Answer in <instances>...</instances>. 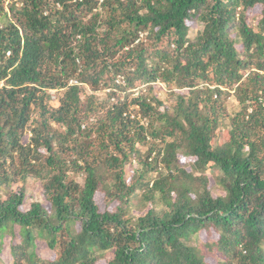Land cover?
<instances>
[{"label": "trees", "instance_id": "obj_1", "mask_svg": "<svg viewBox=\"0 0 264 264\" xmlns=\"http://www.w3.org/2000/svg\"><path fill=\"white\" fill-rule=\"evenodd\" d=\"M6 238L9 264H264V0H0V264Z\"/></svg>", "mask_w": 264, "mask_h": 264}, {"label": "rangeland", "instance_id": "obj_2", "mask_svg": "<svg viewBox=\"0 0 264 264\" xmlns=\"http://www.w3.org/2000/svg\"><path fill=\"white\" fill-rule=\"evenodd\" d=\"M101 1V0H100ZM259 8H256L254 10H252L251 12H249L250 16H249V23L251 24H256L259 20H260V15H259ZM75 81V80H74ZM115 83L117 84H122L124 85V80L123 77H117ZM141 86V85H140ZM138 86L135 89H128L127 87L125 91H122L121 89H117V96L120 97H124L125 94L129 95H137V93L139 91H141L142 89L145 88V86ZM114 90L113 86L111 87H103V89L101 88L100 90L93 92L91 90V88L84 86V92L85 95H95V97L98 99L99 102L102 101H106L107 95H109L110 91ZM154 93H156L158 95V97H160L164 102H165V98L163 96V93H168L169 92V88H167L164 84L159 85L155 87V89L153 90ZM50 95L53 97V100L58 99L59 93H56L55 91L49 92ZM107 94V95H106ZM114 97L111 98V100L113 101ZM50 105L52 107H57L58 106V102L57 101H52L50 103ZM237 103L235 102V100L231 97L228 100V109L230 111H235L237 110ZM227 128V126H226ZM30 137V133L28 132L27 135H25L23 137L24 142L28 141V138ZM41 188H42V184L39 183L36 180H32V178H29L27 180V184H26V195H27V200L24 204V206L22 207L23 210H27L29 208V205L31 202H42L43 201V197L41 195ZM213 195L217 196L219 195V193L217 191H213ZM100 210L103 211L104 210V206H100ZM202 237H204V234H202ZM9 241L10 239L6 238V242L4 245V249H3V254H2V261H4L6 264H9L11 261L10 255H9ZM37 254L38 256L42 259V260H48V259H53L54 258V254L52 252L49 251V249L46 247V245L43 242H39L38 243V248H37Z\"/></svg>", "mask_w": 264, "mask_h": 264}, {"label": "built area", "instance_id": "obj_3", "mask_svg": "<svg viewBox=\"0 0 264 264\" xmlns=\"http://www.w3.org/2000/svg\"><path fill=\"white\" fill-rule=\"evenodd\" d=\"M71 84L76 85L77 83H76V81H72Z\"/></svg>", "mask_w": 264, "mask_h": 264}, {"label": "clouds", "instance_id": "obj_4", "mask_svg": "<svg viewBox=\"0 0 264 264\" xmlns=\"http://www.w3.org/2000/svg\"><path fill=\"white\" fill-rule=\"evenodd\" d=\"M72 81H74V80H72ZM72 81H70V84H71ZM76 83H77V82H76ZM51 92H52V91H51ZM52 99H53V97H52Z\"/></svg>", "mask_w": 264, "mask_h": 264}]
</instances>
